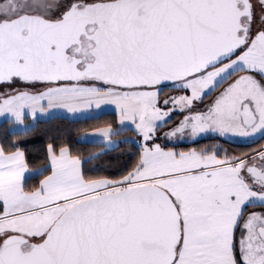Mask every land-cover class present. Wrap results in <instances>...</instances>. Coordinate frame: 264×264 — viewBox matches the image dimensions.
Here are the masks:
<instances>
[{"label":"snow or ice","instance_id":"1","mask_svg":"<svg viewBox=\"0 0 264 264\" xmlns=\"http://www.w3.org/2000/svg\"><path fill=\"white\" fill-rule=\"evenodd\" d=\"M0 118V264H264V0H0Z\"/></svg>","mask_w":264,"mask_h":264},{"label":"trees","instance_id":"2","mask_svg":"<svg viewBox=\"0 0 264 264\" xmlns=\"http://www.w3.org/2000/svg\"><path fill=\"white\" fill-rule=\"evenodd\" d=\"M89 123H92V121H81L78 123H70L68 121L65 120H59V121H51V122H41L37 125L36 131L30 135L29 137H27L28 140H35L37 141V144L35 145V148H39L42 146V144L40 143L41 141H46V136L45 133L51 129V128H55L57 126H61L62 128L67 129L68 131H71L73 133V139L76 138V134H75V129L78 127H83ZM4 130V123L3 121L0 123V132H2ZM82 147L84 148H89L91 149L92 146L91 145H82ZM29 152L32 155H35V151L32 145H29Z\"/></svg>","mask_w":264,"mask_h":264},{"label":"crops","instance_id":"3","mask_svg":"<svg viewBox=\"0 0 264 264\" xmlns=\"http://www.w3.org/2000/svg\"><path fill=\"white\" fill-rule=\"evenodd\" d=\"M3 121V119L2 118H0V123Z\"/></svg>","mask_w":264,"mask_h":264}]
</instances>
